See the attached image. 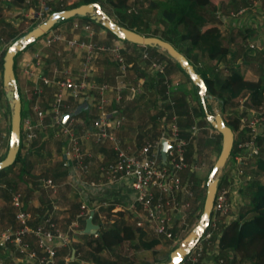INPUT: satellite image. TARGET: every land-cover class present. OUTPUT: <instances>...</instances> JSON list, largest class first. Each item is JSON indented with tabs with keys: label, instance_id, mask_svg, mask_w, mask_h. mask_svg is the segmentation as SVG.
<instances>
[{
	"label": "built area",
	"instance_id": "1",
	"mask_svg": "<svg viewBox=\"0 0 264 264\" xmlns=\"http://www.w3.org/2000/svg\"><path fill=\"white\" fill-rule=\"evenodd\" d=\"M5 1L9 2L10 0ZM60 1L22 0L21 6L23 8L20 12L25 18L24 20L28 19V22L32 20L34 23H39L44 19L46 12L50 10V4ZM135 1L129 0L131 3H135ZM129 9L135 12L133 7ZM246 9L247 7H240L235 12L229 11L226 17H239L245 13ZM71 30H82L87 34L92 33L88 23H79L77 21L72 22ZM55 42L63 43L69 48H77L82 51L78 79H75L68 69L60 70L59 78H48L38 74L36 72V66L39 64L38 59L33 63L24 64L23 72L26 75L38 79L43 85L54 88L47 107L48 123H43L45 114L40 108L37 99H34L32 103V110L35 114L34 121L29 118H20V133L24 148H27L29 143L37 139L40 134H45L47 130H50L52 138L62 139V145H64L62 158L60 159L62 166L68 169L71 168L72 172L80 176L87 173V159L90 157V153L80 147L81 139L90 138L94 144H100L103 141L110 142L114 151V159L101 166L99 168V178L96 181L90 180L87 185L90 187H102L109 184L122 183L123 179H129L135 195L128 203L118 202L112 204L102 201L98 207L106 208L111 206V211H122L127 213L126 215H132L135 217V220H133L134 226L143 228L145 231L149 230L157 238L177 241L173 229L175 230L176 227L184 223L186 215L190 214V202L194 192L192 180H185L181 176V172L188 168L184 160L186 141L178 136L175 117H171L168 129L163 126L156 138L145 140L136 151L129 152L130 147L123 148L113 134V131L119 129L122 125L124 118L120 112L114 114L104 112L105 95L108 91L114 90L115 101H119L122 88L132 93H138L141 90V82H137L134 85L124 84L122 79L124 77L125 63L116 46L103 47L90 41L67 38L61 32L53 29L48 30L43 35L41 46L48 47ZM253 47L251 43L247 46L249 49ZM95 52H108L118 63L120 74L117 76V82L113 88L105 84L97 85L90 81L91 62ZM1 56L2 52L0 50V58ZM151 66L155 71H162L161 67L164 64L153 62ZM85 91H94L97 94L94 104L96 117L91 119L89 128H84L80 134H77L73 118L69 117L64 123L62 122L64 96L67 95L75 99ZM0 92H3L1 82ZM33 93L39 96L40 90L34 89ZM263 108L259 107L258 109ZM251 112L250 117L241 119V123H246V128L250 131L251 136L254 137L256 128L264 121V109L261 112H257V110ZM3 115L4 110L0 105V128ZM189 130L191 131L190 134L193 135L197 128L195 125H191ZM0 138V144H2L4 135L1 132ZM161 139H165L168 144L165 151V163L162 162L159 154ZM247 146L249 147L248 151L245 150ZM236 148L237 153L232 155L231 170L226 181H224L222 175L218 177L208 224L198 241L185 255L180 264L198 263L203 253V247L210 243L211 237L219 230V218L228 215L234 204V191H238L242 187V181H244L242 179V171L234 163V160L238 162L239 160L236 157L241 154L244 156L248 154L252 157L257 154L258 150L253 139L238 143ZM233 158L235 159L233 160ZM43 183L46 186L53 187L50 178L43 179ZM22 198L23 196L18 191L9 192V204L14 211L13 219L15 225L13 227L0 228V248L10 245L24 264H66L67 259L63 263L58 261L56 251L69 244L73 229L78 226L77 220L86 216L92 209L80 206L81 211L75 215L74 220L64 230L55 228L48 216L40 219L35 226L31 227L29 222L32 217L29 212L23 209ZM187 211L188 213H186ZM177 214H181L180 218L182 219L174 220ZM105 219L106 216L101 217L98 214L99 227L103 225ZM97 231L91 235L95 237ZM26 236H30L34 240L35 248H32L26 242ZM53 241H56V243L54 244ZM89 264L93 263L90 262ZM216 264H222L221 258L216 260ZM234 264L241 263L235 262Z\"/></svg>",
	"mask_w": 264,
	"mask_h": 264
},
{
	"label": "trees",
	"instance_id": "2",
	"mask_svg": "<svg viewBox=\"0 0 264 264\" xmlns=\"http://www.w3.org/2000/svg\"><path fill=\"white\" fill-rule=\"evenodd\" d=\"M12 1L17 4L22 3V0ZM145 1L146 0H136L135 3H131L129 0H73L69 4L53 3L54 5H51L50 10L47 11L44 16V19L53 11L69 9L80 4L95 2L99 4L103 12H105L119 25L146 36H157L169 42L175 49L185 56L189 63L193 65L195 71L203 79L204 85L206 87V93L218 101L220 111L219 113L222 116L225 124L233 132V143L229 153L230 157L228 156L230 159H228L232 160V155L237 153L236 145L238 143L248 141L250 139L255 141L259 151L261 144L260 135L252 137L250 131L246 130L245 135H243L241 131H238L236 136L235 132L239 129L240 121L242 119L241 115L227 117L222 110H224L225 105L243 94H245L244 101L247 103V107L249 109H252L253 111L255 110L254 108H259V106H261V104L264 102V76L259 73H251L247 69L245 62L232 63L229 66L228 71L222 77L215 73L217 64H220L222 61H227L228 55L231 56L232 53L235 52H231L230 45L232 43L238 45L245 38H248V31H245L237 37L230 36L227 40L223 39L217 24L213 21V18L211 19V17H213V11H210L208 8L210 0H152L147 4V7L145 6L146 8L143 9L142 5ZM130 7H133L135 12L130 11ZM152 10H156L157 12L158 21L163 26L161 30L158 29L156 25L151 26V23L148 21L149 13ZM74 17L79 20V23H96L88 16ZM20 18L22 19V17ZM64 20L65 19L59 20L52 26L51 29L66 23ZM66 20H69V18ZM36 24L38 23H34L24 32H20V34L12 37L9 43H7V46L17 38L21 37ZM96 24L100 27V29L105 30L109 35L115 39H118L107 29L102 27L100 23ZM30 44L31 43L26 45L24 49ZM130 44H132L134 47L139 46L141 48H151L150 46H141L133 43ZM7 46L5 47L3 54ZM249 50L250 49H248L247 52L244 51L243 54H249L252 51ZM164 55L167 60L173 62L177 69L183 74L185 79L191 84L195 99L198 102L197 105L192 108V114L188 108L190 102L186 101L185 105L180 102V107L182 106L183 109H177L178 116H176L178 136L186 141L184 146V160L186 163L191 165L190 163L197 162V157L201 155L202 149L207 147V143H210L211 140V137L207 133V129H214L207 122L205 117V111H208L209 108L208 105H205V108L201 105L197 95V87L191 83L188 76L179 67V65L166 53H164ZM200 57L206 59V63H203V65L202 63L200 64L197 62V58ZM1 70L2 56L0 58V82ZM155 82L163 86V83H161L162 79L160 77L155 79ZM0 96L2 100L5 99L3 92H0ZM86 103L87 105L83 111L78 113L77 116L70 117L75 118L81 116L83 120L81 121L79 127L82 126L83 128H89L91 122L90 116H88L87 113L91 104L88 101H86ZM77 105L73 106L72 109L66 113L72 112ZM174 105L176 104L174 103ZM175 112L177 111L175 110ZM191 123L192 125L196 126L197 130L206 128V131L203 130V132L201 131L202 133L199 131L197 135L196 133L193 135L190 134L191 131L189 130V126H191ZM164 126L166 129L169 128V124H165ZM216 135L221 138L219 133L216 132ZM139 138L141 137L139 136ZM34 140L29 143L27 148H24V143L22 142L20 133L19 147L13 163L0 170V185L6 189L7 193L11 191H17L19 184L24 183L27 192L22 198L23 207L26 206L29 196L40 192L38 191L40 190L38 182L39 179L43 177L44 179L49 177L52 179H58L62 177L64 178L70 173V171H65V167L60 165L59 167L53 168L52 170L43 169V171H40V173L36 175L33 174L30 168L35 163H32L30 153H34L36 155L37 151H39L42 146V144L34 146ZM213 148L218 153L220 148L219 143H214ZM245 150L248 151L249 147H245ZM4 155L5 152L0 156V160L4 157ZM252 157H250V163H252L253 166L254 177L250 178L244 188V196H246V198L245 200L241 201L235 217L226 222L221 227V229L219 228L218 232L214 234L216 235V249L211 251L210 255L213 263H216V260L221 258L222 264H231L232 260L227 254L228 251H231L237 256L238 263L264 264V151H259V153L257 152V154L253 155ZM211 166L212 163L207 169L208 172ZM190 174L191 173H189V176H187L188 180H192ZM260 178L263 179L260 180ZM107 187H116V189L121 188V186L118 184H109ZM92 188L93 187L87 186L84 189L85 191H83L85 193L88 192L87 194H84V197L89 205L94 203V196L97 198L101 197L105 200L108 199L110 202H117L118 197H122L119 193L116 196L113 194L108 195L106 192L100 194L95 188ZM204 192L205 185L202 191V201L200 203L199 212L196 214V217H199L201 213ZM110 208L111 206L101 208L100 210H104L108 214L115 215L117 217H123L125 215L122 211L111 212ZM48 213L49 209L43 212V216L41 218L47 217ZM94 217L95 213H93V218ZM84 219L85 218L79 219L82 224L84 223ZM105 223V225H101L99 227L95 237L88 235V238L83 242L84 245L88 247L87 256H90L86 257L85 255V257L88 259L90 258L89 260H94L95 264H104V262L100 261L97 257H95V255L103 251H111L112 248L121 245L123 242H128L129 245L133 246L134 251L137 253L143 251L154 252L157 251L161 246V241L159 238L152 235L151 237L146 238V232L139 227L125 224L122 221L120 223H116L110 219ZM72 250L73 258L69 260V262L77 264L75 262L77 248L72 247ZM167 259L168 255L163 261H166ZM120 264H130V262L125 260ZM197 264H202V257L199 258Z\"/></svg>",
	"mask_w": 264,
	"mask_h": 264
},
{
	"label": "rangeland",
	"instance_id": "3",
	"mask_svg": "<svg viewBox=\"0 0 264 264\" xmlns=\"http://www.w3.org/2000/svg\"><path fill=\"white\" fill-rule=\"evenodd\" d=\"M71 1H73V0H61V2H59V3L65 4V3H71ZM150 1H152V0H146L143 3V5H142L143 9L147 7V4ZM1 4L2 3H0V15L1 16H2V14H5V16L3 15V17H6V18L9 15L18 17V15L20 14L19 17L21 16L23 19V20L21 18H19V20L17 19L18 22L15 23V25H13L11 28H7L8 24H6V23L0 24V29H1L0 32L2 31V33H1L2 38L5 41L4 43L7 45L8 38H9L8 37L9 32H12L13 35L15 36V34H20V32H24L28 27L32 26L34 24V22H32V20H29V22H28V19L24 20L25 18H23V15L21 12H19V9H16V10L8 9L6 12H4L5 11L4 7ZM240 7H247L245 13H247V17H249L248 19H250V20H248L249 22L245 24L246 26H244L243 29L241 27H239L241 30L238 29L236 26H233L229 31H225V29H224L225 27H222V29H221V31H222L221 35L223 34L222 38L227 40L228 37H230V36L231 37H234V36L237 37V36L241 35L242 33H244L245 31H248V34H250L248 26H251L253 28L254 33H255V30H256V32L259 30V34H255V37L256 36H259V37H257L258 39L255 37H254L255 39L249 38V37L245 38L238 45L232 43V45L237 48V51L232 53L231 56L228 55L227 61H225V62L222 61L220 64L218 63L217 67L215 68L216 69L215 73L218 76L222 77L228 71V68L232 63L245 62L247 69L251 73H254V74L259 73V74L264 76V52L260 53V51H257V50L263 48L261 41L264 42V0H210L209 6H208L209 10L213 11V17H211V19L213 18V21L217 25L219 24L220 18L230 19V20H232V19L236 20L237 18H239V17L230 18V17H226V15L229 13V11L235 12ZM1 10H3V11H1ZM14 11H17L16 14L14 13ZM2 12H4V13H2ZM13 13H14V15H13ZM255 15H256V17H255ZM148 18H149L148 21L151 23V26L156 25L158 27V29H160V30L162 29L163 26L158 21V16H157L156 10H152L149 13ZM251 19L258 20L257 24H254L253 22H251ZM74 20H77V18L70 17L69 20L65 19L64 21L71 25V22ZM77 21L79 22V20H77ZM89 25H90L91 29L93 27L100 29V27L96 23H93V24L90 23ZM70 27L71 26H69V29H70ZM42 38H43L42 36L38 37L36 40L31 42V44H33V43L35 44L37 42L39 45ZM116 41L118 43L126 42V41H122L120 39L119 40L116 39ZM249 43H251L254 46L249 51L252 50V51H254V53L253 54L252 53L243 54L244 51H246V52L248 51L249 48H247V46ZM134 48L137 50V52L142 51L141 47H139V46H136ZM78 50H77V53H80L81 51L79 50L80 51L79 52ZM21 51H19L17 53H20ZM140 53H142V52H140ZM15 58H16V55L13 58L14 61H15ZM103 58H105V57H103ZM107 58H109V57H107ZM111 58H109V59L111 60ZM155 62L156 63L159 62L161 65L165 64L164 61H160V60H157ZM197 62H199L200 64L202 63V65H203V63H206V59L203 57L202 58L200 57V58H197ZM115 63L118 66V63L116 61H115ZM150 68H151V70L154 71V74H163L164 66L161 67L162 71H158V70L155 71L152 68V66H150ZM17 70L18 69L15 67V64H14L15 82L17 83L16 85H18L17 88L19 89V85H20L19 80L20 79H19V75H18ZM112 72H113V68L110 67V70H106L105 74H111ZM96 73H97V71L94 70L93 67H91V77L93 80H95ZM162 83H163L164 94H165L164 99L172 100L173 99L172 95L168 91L169 86L166 87L168 85V83H166V81H164V80H162ZM165 87H166V89H165ZM123 90L125 91V89H123ZM18 92H19V90H18ZM129 92H131V91H129ZM126 93L128 95L124 94V93L123 94L125 96H128V97H134V96L136 97V94H129L128 92H126ZM20 95L21 94H19V96ZM132 95H134V96H132ZM138 96H140V99H142L143 97H144V99H146L145 103L143 104L142 112L140 111V113L136 114V115H138V118H136L135 116L132 118H130V117L127 118L126 111H127V113L134 112L132 109V105L130 103H127V104L121 103L119 105L114 103V105H112L111 101L107 100V103L104 106V112L105 111L110 112V113L112 112L113 114L120 112L124 118L123 121H127V123H131V125H133L137 129H139V132H141L143 135V136H141V138H144V140H146V139L151 140L150 139L151 136L155 135L156 131H159V128H160V130L163 129L162 128L163 126H161V127L159 126V121L162 120L163 117L164 118L166 117L165 114H166L167 109L164 108V111H162L163 109H161V107L159 105H157L155 102H153L152 94L150 95V92L147 88H145V89L141 88V92L139 93ZM244 97H245V94L240 95L239 97L235 98L234 100L229 102L227 105H225L224 110H222L223 113L227 117L228 116H239V115H241L242 119L248 118L252 113L251 112L252 109H249L247 107L248 105L244 101ZM186 99H188L190 102L189 107L191 110L198 103L197 100L195 99L194 95L193 96L188 95L186 97ZM30 101H32V99H30ZM20 103H21L20 115L22 117L24 115V110H23V101H22L21 96H20ZM205 103H206V105H208V108H209L208 112L209 113L213 114L214 112H220L218 101L216 99L211 97L209 99H206ZM94 104H95V102H94ZM129 105H130V107H128ZM158 106L160 109L157 108ZM123 107H124V109H123ZM153 107H154V109H153ZM259 107H264V102ZM157 109L159 111L155 115V112ZM254 109L257 110V112H261L264 108L263 109L254 108ZM87 113H89L88 116H90V119L95 118L96 117L95 105H93L92 108L90 106ZM75 116H77V115H75ZM171 117H175V123H176V120H177L176 116L174 114H171L169 119H167V118L165 119L166 124H169ZM125 118H126V120H125ZM73 120H74V124L76 126H78V132H81L82 129H84V128L82 126L79 127V125L81 124V121L83 120V118L81 116H79V117L73 118ZM130 120H132V121H130ZM121 127H122V125L119 127V129ZM157 128H158V130H157ZM125 129L126 130H124V133L121 131L120 134H118V135L116 133L114 134V135H116V138L119 140L121 145H127L130 141L133 140V139H131V137H133L134 134L129 133L130 129L128 127H125ZM239 129L235 132L236 136H237L238 131H241L243 135H245L246 130L248 131V129L246 128V123L245 122L241 123V121H240ZM203 130L206 131V129H203V128H202V130L201 129L196 130V132H195L196 135L199 131H200V133H202ZM117 131H118V129H117ZM207 133L210 137H213V135H216V132L212 129H207ZM257 135H260V138H261V144L259 147V149H260L259 151H264V121H262L258 125V127L256 128V130L254 132V136H257ZM58 140H59V138L48 137L47 140H44V142H43L44 144H42L43 146L39 150L41 152L40 154L38 153L35 155L34 153H30L31 158H32V163L34 162L36 164V165L34 164L33 166H31V168H30V170L33 174L36 175V174L40 173V171H43V169L52 170L53 168H57L60 165H62V162L60 161V159L62 158L60 155V152L63 150L64 145H60ZM0 141H1V138H0ZM133 141H136V140L134 139ZM84 143H87V149L85 148V151L92 153L91 155H93L96 151H98L100 149H105V147H107V146H112L111 143L108 141H103L102 143L95 145L94 143H92L90 138L89 139L88 138H82L80 141V147L81 148H83ZM4 144H3V142H2V144H0V154L3 152V150H5ZM259 151L257 150L258 153H259ZM210 154H211V152L209 150V147H204L202 149L201 155H199L197 157V160H196L197 163L194 166L195 168L192 167V169H191L190 176L192 177L193 189L199 188L198 184L200 183L201 184V188H200L201 190L199 193L197 192L196 194H194V196L190 202L191 209L189 210V213L193 212V214H194V212H196L198 210V209L196 210L195 204L193 206V202L195 200H198L199 202L202 201V191L204 188L203 187V181H204V183L206 182L205 178L207 177V172H208L207 169H208L209 165L211 163H213L212 162L213 158L211 157ZM229 157H230V155H229ZM250 157L251 156L248 154L246 156L241 154V155L236 157V159L239 160L238 162H236L234 160L235 158H233L234 163H236V165L241 169L242 175H243L242 179L244 180V181H242V187L240 188V190H238V191L235 190L234 191L235 193L233 194L234 203H235V206L237 208L239 207L241 201L245 200V198H246V196H244L245 186L247 185L250 178L254 177V172H253L254 170H253L252 163H250V161H251ZM228 158H227L226 163H225L226 173L222 174L224 181H226V179L228 177L230 165L232 163L231 160H229L230 158L229 159ZM96 159H98V158H96L94 156H92V158H91V160H93V161H98ZM40 166H41V168H39ZM65 169H66L65 171H70V173L67 177H64V178L62 177V178H58V179L53 178V180L51 178L52 183L55 182L56 187H55V189L54 188L50 189V187H49L50 193H48L47 189L41 188L40 190H38V191H40L39 193L37 192V193H34L33 195L29 196L30 200H36V202L41 206H44V204H48L45 202L47 201V198L51 197L53 204H51V203L50 204L59 206L58 210L59 211L62 210L61 211L62 214H59L58 216H54V220L57 221V223L60 225V227L65 226V223L63 221L64 218L62 215L67 214L71 211H75V210L77 212H80L81 211L80 206H83L85 208H90V206H91L87 203V201L84 197V194H87L88 192L87 193L83 192L84 189L81 191L79 189V187L76 185V182H74V180H73L75 178V179H78V181H85L84 185L87 186V184L90 180L88 181L87 179L84 178V176L88 173V171H87V173L78 176L74 172L71 171V168L70 169L65 168ZM233 170H232V172H233ZM217 173H219V171ZM91 176H93L92 172L90 173L89 177H91ZM262 179L263 178H260V180H262ZM39 182H40V180H39ZM64 182L68 183L69 185L65 184ZM117 184L121 186L120 190L119 189L117 190L116 187L115 188L107 187V185L102 186V187H104L103 189H100L97 186H94L93 188H95L96 191L100 194L103 192H106L108 195L113 194L114 196H116L118 193H120L122 197H118L117 201H120L123 203H125V201H127V200H129V201L132 200L134 195H135V192L131 188L130 180L129 179H123L122 183H117ZM43 190L47 191V193L50 194V196H47V194L44 195ZM17 191L22 196L27 192L24 183L19 184V188ZM193 192H194V190H193ZM0 197H2V198H0V205L1 206L3 204L9 205L7 202L8 201L7 199L9 198V193H7L6 189L1 185H0ZM102 201L95 206V208H97V210L99 208H103L102 206L98 207L99 205H101ZM107 201H109V200L107 199ZM29 205L31 206V204H29ZM32 209H34V208H32ZM53 212L55 213V211H53ZM111 212H114V211H111ZM186 213H188V211ZM98 214H100L101 217L106 216V219L104 220L103 225H105L106 224L105 222L109 221V219L113 220L116 223H120L121 221L124 223L125 222L129 223L125 219L123 220L124 216H127L126 215L127 213H125V212H124L125 215L123 217H117L115 215H110L104 210H103V212H101L99 210ZM48 216L50 218H53L52 217L53 213H50ZM231 216H233V213L228 214L226 216H222L219 218V220H220L219 228L220 229L226 222L229 221V219H231ZM64 217H66V216H64ZM180 217H181V214H177V215H175L174 220L182 219ZM190 217L191 216L186 215L185 222L180 224L178 227H176L174 236L176 237L177 241H171V240H165L163 238H159L161 241V246L158 248L157 251H154V252L143 251V252L137 253L134 251L133 246L129 245L128 242H123L121 245L115 246L114 248H112L111 251L100 252L99 254L95 255V257H97L100 261L104 262V264H120L121 262H123L125 260L129 261L130 264H157L159 262H162L163 260L166 259L168 253L174 247L179 245V243L185 237L187 232L194 226V224L192 225L193 221L189 219ZM193 217L195 218V215H193ZM73 218H74V216L71 217L69 222H71L73 220ZM197 218H198V216L196 217L194 223L197 222ZM94 220L96 221V219H94ZM77 223L79 224V226L82 225L80 220H77ZM79 226H78V228L73 229V234H71V236H70L71 238L76 239L75 240L76 243L72 242V244H71L72 247L77 248V254L75 256V262L77 264H89L90 262L95 264L94 260H89L90 258L89 259L86 258V257H90V256H87L88 247L86 245H84V243H83L88 238V235H91V234L81 233V230H82L81 227L82 226L81 227H79ZM146 232H147L146 238L151 237L152 234L150 233V231L146 230ZM148 233H150L151 235H147ZM70 242H71V240H70ZM70 242H69V244H70ZM73 243H75V244H73ZM69 244L66 246V248L69 247ZM64 254H68V250H67V252L65 251ZM85 255H86V257H85ZM66 259H67L66 264H73V262L72 263L69 262L68 258H66ZM0 264H10V263L5 262L4 260L1 262V259H0ZM214 264H216V263H214Z\"/></svg>",
	"mask_w": 264,
	"mask_h": 264
},
{
	"label": "crops",
	"instance_id": "4",
	"mask_svg": "<svg viewBox=\"0 0 264 264\" xmlns=\"http://www.w3.org/2000/svg\"><path fill=\"white\" fill-rule=\"evenodd\" d=\"M0 3H2L1 5L4 7V10H5L4 12H6L8 9H14V10L19 9V12H20L21 9L23 8L21 6V3L17 4V3H14L12 0H10L9 2H6L5 0H1ZM57 3H59V2H57ZM65 4H69V3H65ZM50 5L53 6L54 4H50ZM1 11H3V10H1ZM4 12H2V13H4ZM16 12L17 11H14L15 14H16ZM14 13H13V15H14ZM3 15L5 16V14H2V16L0 15L1 16L0 17L1 18L0 24H4V23L8 24L7 28H11L13 25H15V23L18 22L17 19L19 20V18L21 17V16L19 17L20 14L18 15V17L9 15L7 18L3 17ZM255 17H256V15H255ZM248 18L249 17H247V13H244L243 15L239 16V18H237L238 20L237 19L236 20H234V19L230 20V19L220 18L219 24L217 26H218L220 31H221L222 27H225L224 28L225 31H229L233 26H236L238 29H240L239 27H241L243 29L244 26H246L245 24L249 22L248 20H250ZM257 21L258 20L251 19V22H253L254 24H257ZM69 26H70V24L64 23V24L56 26L55 28H53V30L61 32V34H63L67 38H76L78 40L90 41V42H93V43H95L99 46H103V47L116 46L118 48V52L123 57V60L125 63L124 77L122 79L124 84L134 85L137 82H141V88H144V89L147 88L150 92V95L152 94L153 102H155L157 105H159L161 107V109H163L162 111H164V108L167 109L166 114H165L166 117L165 118L163 117V119L159 121L160 127L164 126L166 124L165 119L166 118L169 119L171 114L178 116V110L183 109L182 106L180 107L181 103L185 105L186 101H189L188 99H186V97L188 95H190V96L194 95V91H193L191 84L185 79L183 74L177 69V67L173 64V62L170 60H167L165 58V55H164L165 52L162 51L161 49H159L157 47L150 46L151 48H141L142 51H140V52H142V53H140L139 51L137 52V50L129 42L118 43L116 41V39H114V37H112L106 31H104L102 29L93 27L92 33L87 34L86 32H84L82 30L71 31L69 29ZM248 28L250 31L249 38H254L255 34H259L258 29H257L258 31L256 32V30H255V33H254V30L251 26H248ZM1 33H2V31L0 32V50L3 53V51L7 45L4 43L5 41L2 38ZM16 35H18V34H15V36ZM8 37H9L8 38V43H9V41L12 39V37H14L13 33L9 32ZM257 37H259V36H256L255 38H257ZM36 43L30 44L28 47H26L20 53H17L15 61H14L15 67L18 69L17 71H18V75H19V79H20L19 80L20 85H19V89L17 88V91L19 90L18 93L21 94L20 96H21L22 101H23V110H24V115L22 117L20 115V118L21 119L29 118L32 121H34L35 114L32 110V103H33L34 99H37L38 104L40 105V108L43 110V112L45 114L43 123L46 124L49 122L47 107H48V103L50 101V98L52 96L54 88H52L51 86L43 85V84H41V82L38 79L26 75L23 72V66L25 63H33L36 59H38L39 64L36 66V72L38 74H42L48 78H59L60 77L59 71L62 69H68L71 72L72 76L75 79H78L79 65H80V61H81L82 51L80 50L81 51L80 52L77 48H69V47L65 46L63 43H59V42H55L48 47L41 46V42L39 43V45H38V43L37 44ZM261 44H262L263 48L259 49L257 51H260V53H263L264 52V42L261 41ZM230 49H231V52L232 51L234 52L237 50V48L235 46H233L232 44L230 45ZM77 50L80 53H77ZM250 53L253 54L254 51H252ZM143 54H144V56H143ZM109 55L110 54L108 52H95L94 53V57H93L92 62H91V67H93V69L96 70L97 73L95 75V80H93L92 77H90V81L97 84V85L105 84V85L113 88L117 82V76L120 74V71H119V67L116 65L115 60L113 59L112 55H110L112 58ZM102 56L105 58H103ZM107 57L111 58V60ZM157 60L164 61V63H165L162 75L154 74V71L151 70V68H150L151 64ZM134 62H135V64H134ZM110 67L113 68V72L111 74H105V71L110 70ZM159 77L168 83V85H169L168 91L172 95V98H173L172 100L164 99V94H163L164 88H163V86L161 84L155 82V79H157ZM145 82H146V84H145ZM16 86H18V85H16ZM34 89L40 90L39 96H36L33 93ZM123 89H125V88L121 89V92H120L121 97H120L119 101H117V102L114 101L115 100L114 90L108 91L105 95L106 103H107V100L111 101L112 105H114V103L117 105H119L121 103H126V104L130 103L132 105V109L134 112L127 113V111H126L127 118H129V117L132 118L134 116L136 118H138V115H136V114L140 113V111L142 112L143 104L145 103L146 99H144V97L142 99H140L141 95L138 96L139 93L141 92V90L138 93H131V92H129V90L125 89V91H124ZM165 89H166V87H165ZM126 92H128L129 94H136V97L134 95H132L134 97L125 96L124 94H127ZM96 98H97V94L94 91H90V92L85 91L82 95H80L79 97H77L75 99H72L71 97H68L67 95H65L64 96L63 113H64V111L66 113L67 111L72 109V107L75 106L77 103H81L84 100L88 101L91 104V106H93L94 102L96 101ZM30 99H32V101H30ZM174 103L176 105H174ZM0 105L5 110L0 131H2L1 133L4 134L3 144L5 143L4 144L5 148L4 147L3 148L6 150L7 142H8L7 137L9 134L8 133L9 132V111H8V106H7L6 100L5 99L2 100L1 96H0ZM205 105H206V103H205ZM159 106L157 108H159ZM128 107H130V105ZM188 108H189L190 113L192 114L193 109L191 110L190 107H188ZM123 109H124V107H123ZM153 109H154V107H153ZM175 110L177 112H175ZM158 111L159 110L157 109L155 112V115L157 114ZM20 112H21V107H20ZM125 120H126V118H125ZM130 121H132V120H130ZM191 125H192V123H191ZM125 127H128L130 129V131H129L130 134H134L133 137H131V139H133V140L135 139L136 141L132 140L127 145H121V146L123 148L130 147L129 152H134L142 145V143L145 140H144V138H139V136L140 137L143 136L142 133L139 132V129H137L136 127L131 125V123H127V121H123L122 127L120 129H118V131L117 130L113 131V134L116 133L118 135V134H120L121 131L124 133V130H126ZM157 130H158V128H157ZM75 131L77 134L80 133V132H78V126H76V125H75ZM159 131H160V128H159ZM159 131H156L155 135L151 136L150 139L156 138L159 134ZM48 137H51V131L50 130H47V132L45 134H40L39 137L34 140V146L44 144L43 143L44 140H47ZM146 140H149V139H146ZM58 142L60 145H62V139L58 140ZM214 143L215 144L219 143V145H220L221 144V138H219L217 135H213V137H211L210 143H207L208 144L207 147H209V150L211 152L210 155L213 158L212 162H214V160L216 159V157L218 155L217 151L213 148ZM85 148L87 149V143H84L82 149L85 151ZM5 150H3V152L1 151L2 153L0 155H3V153L6 152ZM38 153L40 154L41 152L37 151V154ZM87 153H90V152H87ZM91 154L92 153H90V157L87 159L88 173L84 176V178L87 179L88 181L89 180H95L96 181V179L99 178V168L101 166L111 162L114 159V151L112 149V146H107V147H105V149H100V150L96 151L93 155H91ZM60 155L62 157V151L60 152ZM92 156L98 158V159H96L98 161L91 160ZM196 163L197 162L190 163L191 165H189L187 163L188 168L181 172V176L183 179L187 180V176H189V173H191L192 167L195 168L194 166ZM39 168H41V166ZM230 170H231V167H230ZM230 170H229V172H230ZM91 172H92L93 176L89 177ZM224 173H226L225 164L219 170V173H217V175L219 177L220 175H222ZM49 178L51 179V177H49ZM43 179L44 178H41V179H39L40 182L38 181L39 182V188L40 189L41 188L47 189L48 193H50V189L51 188L55 189L56 184H55V182H53V187L46 186L43 183ZM73 180H74V182H76V185L79 187V189L81 191L88 186V185L87 186L84 185L85 181H78V179H75V178ZM64 183L69 185L66 182H64ZM204 185H205V183L203 181V187H204ZM198 186H199V188L193 189L194 194H196L197 192L198 193L200 192L201 184L199 183ZM49 187H50V189H49ZM99 188H104V187H99ZM47 191L43 190L44 195L47 194V196H50V194H48ZM83 191H85V190H83ZM0 198H2V197H0ZM93 200H94V203L90 206V209H92L93 211L92 210H90V211L95 213V217L93 218V214H92L91 220H92V223L98 224V221H99L98 220V213H99V210L101 208H99L97 210V208H95V206L98 203H100L102 200L103 201H107V200L102 199L101 197L97 198L96 196L93 197ZM128 201L129 200L125 201V203H128ZM7 202L9 204V201H7ZM107 202L112 203V204L118 203V202L120 203V201H117V202L107 201ZM45 203H48V204H44V206H41L36 202V200H30V197L27 199L26 206L23 207V209L31 214L32 220L29 222V225L31 227L35 226L39 222V220L42 219L41 217L43 216V212L47 211L48 209H49L48 215L50 213H53V216H52L53 218H50L48 216L50 218V222L53 223L55 228L60 229V230H64L67 227V225L70 223L69 220L71 219V217L74 216V218H75V215L78 213L75 210V211H71L67 214L62 215L64 218L63 221L65 223V226L60 227V225L57 223V221L54 220V216H58L59 214H62L61 213L62 210H60V211L58 210L59 206L51 205V204H53L51 197L47 198V201ZM200 203L201 202H199L198 200H195L193 202V206L195 204V208H196V210L197 209L198 210L196 212H194V214H193V212L192 213L190 212V214L188 215V216H191L189 219L193 221L192 225L196 224L194 222L196 219V214L199 212ZM29 204H31V206ZM3 205L2 206L0 205V228L13 227L15 225L14 219H13V212H14L13 208L10 206V204L9 205L5 204L4 206ZM31 207L34 209H32ZM237 209L238 208L235 206V203H234L230 212H229V214L233 213V216H231V219L235 217ZM53 211H55V213ZM100 211L103 212V210H100ZM87 215L82 217V219L86 218ZM193 215H195V218L193 217ZM64 216H66V217H64ZM74 218H73V220H74ZM94 219H96V221ZM124 219L129 222V223L125 222V224L133 225V220H135V217L132 215H127V216H124L123 220ZM197 220H198V218H197ZM78 226H79V224H78ZM78 226H77V228H78ZM81 226H79V227H81L83 229L84 223ZM173 228H175V227H173ZM141 229L145 231V229H143V228H141ZM173 231L175 233L174 229H173ZM81 233H82V230H81ZM147 235H151V234L148 233ZM25 240H26V242H28V244L32 248H35L34 240L30 236H26ZM75 240L76 239L71 238V242H70L68 248L64 247V248L57 249L56 258L58 259V261L60 263L65 262L66 258H68L69 260L72 259L71 258V251H72V248H71L72 245L71 244H72V242L76 243ZM53 243L55 244L56 241H53ZM75 243H73V244H75ZM215 249H216V235H213L212 239L210 240V243L203 247V254L201 256L202 257V264H214L210 255H211V251H213ZM67 250H68V254H64V252L65 251L67 252ZM227 254H228V257H230L232 260L231 264H234L235 262H237V256L235 254H233L231 251H228ZM0 259H1V262L4 260L5 262H9L10 264H24L22 261H20L21 260L20 257L16 254V252L13 250V248L10 245H6V247L0 248Z\"/></svg>",
	"mask_w": 264,
	"mask_h": 264
},
{
	"label": "water",
	"instance_id": "5",
	"mask_svg": "<svg viewBox=\"0 0 264 264\" xmlns=\"http://www.w3.org/2000/svg\"><path fill=\"white\" fill-rule=\"evenodd\" d=\"M74 16L90 17L94 22L100 23L102 27L107 29L110 33L115 35L120 40H125L127 42L142 46H152L161 49L179 65V67L188 76L191 83L197 87V95L201 105L204 108L205 100L211 98V95H208L206 93V87L204 85L203 79L195 71L193 65L189 63L185 56L177 49H175L169 42L157 36H146L119 25L105 12H103L99 4L95 2L80 4L69 9H60L53 11L44 20L36 24L30 30L25 32L21 37L17 38L10 45H8L4 54L2 55L1 86L3 88L4 98L7 102L9 111V134L5 155L0 160V170L13 163L19 147L20 139L21 103L13 72V58L17 52L21 51L26 45L45 34L59 20L68 19ZM86 105L87 103L84 100L79 103L72 112L63 114L62 122L64 123L67 118L80 113L86 107ZM205 117L211 127L220 134L221 144L218 155L214 160L206 177L201 213L196 224L187 232L179 245L174 247L168 253V259L157 264H180L185 255L198 241L199 237L208 224L218 181L217 172L224 166L229 156L233 143V132L225 124L219 112H214L212 114L205 111ZM167 146L168 144L166 140L161 139L159 154L163 163H165V151ZM92 214L93 212L90 211L85 218L82 233L94 234L98 230L99 225L92 223ZM71 258H73V250L71 251Z\"/></svg>",
	"mask_w": 264,
	"mask_h": 264
}]
</instances>
